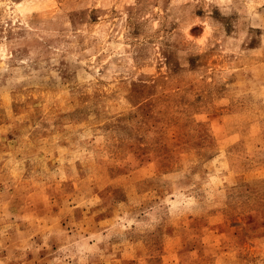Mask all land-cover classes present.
Listing matches in <instances>:
<instances>
[{
	"label": "rangeland",
	"instance_id": "1",
	"mask_svg": "<svg viewBox=\"0 0 264 264\" xmlns=\"http://www.w3.org/2000/svg\"><path fill=\"white\" fill-rule=\"evenodd\" d=\"M0 264H264V0H0Z\"/></svg>",
	"mask_w": 264,
	"mask_h": 264
}]
</instances>
